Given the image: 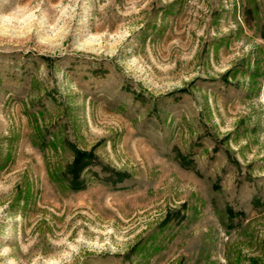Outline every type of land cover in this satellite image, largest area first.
<instances>
[{
    "label": "rangeland",
    "instance_id": "obj_1",
    "mask_svg": "<svg viewBox=\"0 0 264 264\" xmlns=\"http://www.w3.org/2000/svg\"><path fill=\"white\" fill-rule=\"evenodd\" d=\"M0 264H264V0H0Z\"/></svg>",
    "mask_w": 264,
    "mask_h": 264
}]
</instances>
